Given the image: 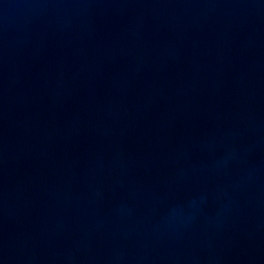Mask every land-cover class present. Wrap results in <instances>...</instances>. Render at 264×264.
<instances>
[{"label": "water", "instance_id": "1", "mask_svg": "<svg viewBox=\"0 0 264 264\" xmlns=\"http://www.w3.org/2000/svg\"><path fill=\"white\" fill-rule=\"evenodd\" d=\"M0 264H264V0H0Z\"/></svg>", "mask_w": 264, "mask_h": 264}]
</instances>
